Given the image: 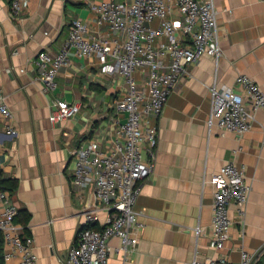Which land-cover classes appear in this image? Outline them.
<instances>
[{"label":"crops","instance_id":"0c3cea01","mask_svg":"<svg viewBox=\"0 0 264 264\" xmlns=\"http://www.w3.org/2000/svg\"><path fill=\"white\" fill-rule=\"evenodd\" d=\"M91 1L99 0H30L13 20L9 1L0 0V87L17 129L16 134L7 133V120L0 115V180L10 188L17 183L14 192L6 190L18 207L15 221L21 235L32 240L38 264H65L86 224L83 212L88 207L98 209L99 223L107 216L92 188L74 183L73 153L80 141L107 138L111 122L120 117L111 103L124 91V81L116 68L106 71L98 57L72 55L57 77V88L46 91L35 65L40 50L60 49L74 19L88 20L91 29L101 30ZM214 1L223 54L218 63L206 55L191 65L171 93L157 120L155 169L142 183L136 203L138 243L128 253L118 237L112 238L108 264H191L196 253L238 263L244 253L260 256L264 251V110L257 113L252 129L240 135L210 129L207 123L214 81L239 89L236 78L246 74L264 90V0ZM101 35L109 38L111 32L106 29ZM56 98L80 102L81 112L52 123ZM233 158L245 167L252 189L245 221L240 222L232 205L231 236L217 250L210 245L212 178ZM197 226L204 230L199 237ZM0 243L4 250L1 231Z\"/></svg>","mask_w":264,"mask_h":264},{"label":"built area","instance_id":"2783aa9c","mask_svg":"<svg viewBox=\"0 0 264 264\" xmlns=\"http://www.w3.org/2000/svg\"><path fill=\"white\" fill-rule=\"evenodd\" d=\"M8 1L10 17L17 20L30 0ZM89 8L101 30L76 18L60 49L56 53L42 49L35 60L46 91L57 88V77L70 65L72 55L96 56L106 71L116 68L124 81V91L111 103L120 117L111 122L107 138L80 141L73 153L74 183L80 189L92 188L95 201L103 205L107 216L99 223L98 209L88 207L83 212L86 224L69 248L65 264H108L114 237L121 240L125 252L135 248L138 237L134 227L140 226L136 203L142 183L155 169L157 120L189 67L206 55L218 63L223 54L214 0H99L91 1ZM155 20L157 26L152 25ZM106 29L111 32L109 38L101 35ZM236 82L239 89L220 86L217 81L211 84L210 129L243 134L252 129L257 113L264 110V90L259 83L246 74L238 75ZM53 107L50 121L59 123L77 116L82 105L56 98ZM0 115L7 120V133L16 134L14 114L1 87ZM212 182L210 245L223 250L235 222L231 207L236 206L243 224L251 186L245 167L234 158L221 166ZM0 207L1 264H38L32 240L21 235L15 221L18 207L1 185ZM194 230L197 237L204 231L201 226ZM258 258V253H244L238 263H232L226 256L208 258L196 253L191 264H255Z\"/></svg>","mask_w":264,"mask_h":264},{"label":"trees","instance_id":"16d2710c","mask_svg":"<svg viewBox=\"0 0 264 264\" xmlns=\"http://www.w3.org/2000/svg\"><path fill=\"white\" fill-rule=\"evenodd\" d=\"M0 185L3 187V188H5V189H7L8 187V189L11 191V192H14V190H15V188L17 187V183H15V184H12L11 185V188H10V186H5L4 185V181H2V180H0ZM17 217V216H16ZM28 221H29V215L28 214H26L25 216H23V220H22V222H23V224L24 225H26L27 223H28ZM95 226V225H94ZM3 240V239H2ZM2 255H3V250H2V245H1V243H0V264L2 263ZM255 264H264V251L262 252V254H260V256H259V258H258V260H256V262H255Z\"/></svg>","mask_w":264,"mask_h":264},{"label":"bare ground","instance_id":"6f19581e","mask_svg":"<svg viewBox=\"0 0 264 264\" xmlns=\"http://www.w3.org/2000/svg\"><path fill=\"white\" fill-rule=\"evenodd\" d=\"M251 186V185H250ZM251 189H252V187H251ZM251 193V192H250ZM250 197V196H249Z\"/></svg>","mask_w":264,"mask_h":264},{"label":"rangeland","instance_id":"374dc122","mask_svg":"<svg viewBox=\"0 0 264 264\" xmlns=\"http://www.w3.org/2000/svg\"><path fill=\"white\" fill-rule=\"evenodd\" d=\"M180 84V83H179ZM216 174V173H215ZM214 177V176H213ZM215 186V185H214ZM215 189V188H214Z\"/></svg>","mask_w":264,"mask_h":264}]
</instances>
